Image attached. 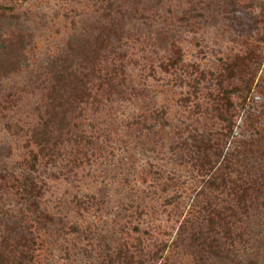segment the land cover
<instances>
[{"label":"rangeland","instance_id":"1","mask_svg":"<svg viewBox=\"0 0 264 264\" xmlns=\"http://www.w3.org/2000/svg\"><path fill=\"white\" fill-rule=\"evenodd\" d=\"M0 264H264V0H0Z\"/></svg>","mask_w":264,"mask_h":264},{"label":"trees","instance_id":"2","mask_svg":"<svg viewBox=\"0 0 264 264\" xmlns=\"http://www.w3.org/2000/svg\"><path fill=\"white\" fill-rule=\"evenodd\" d=\"M68 92H69V90H68ZM70 93V92H69Z\"/></svg>","mask_w":264,"mask_h":264}]
</instances>
